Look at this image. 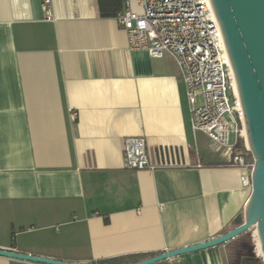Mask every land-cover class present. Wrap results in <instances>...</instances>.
I'll use <instances>...</instances> for the list:
<instances>
[{
    "label": "crops",
    "instance_id": "0c3cea01",
    "mask_svg": "<svg viewBox=\"0 0 264 264\" xmlns=\"http://www.w3.org/2000/svg\"><path fill=\"white\" fill-rule=\"evenodd\" d=\"M45 1L0 0V249L131 264L234 229L252 187L193 133L175 57L129 48L127 0ZM134 136L157 169L124 167ZM229 244L174 261L235 264Z\"/></svg>",
    "mask_w": 264,
    "mask_h": 264
},
{
    "label": "built area",
    "instance_id": "2783aa9c",
    "mask_svg": "<svg viewBox=\"0 0 264 264\" xmlns=\"http://www.w3.org/2000/svg\"><path fill=\"white\" fill-rule=\"evenodd\" d=\"M50 0L43 10L51 18ZM211 0H127L117 18L131 50H144L153 58L169 53L178 63L186 88L193 133L207 135L230 156V165L245 171L244 186L252 187L254 160L244 131L242 104ZM234 138L232 139V137ZM243 148L240 149V145ZM124 167L158 168L143 136L124 140ZM258 236H254L257 255ZM157 264H176L174 258Z\"/></svg>",
    "mask_w": 264,
    "mask_h": 264
},
{
    "label": "water",
    "instance_id": "95a60500",
    "mask_svg": "<svg viewBox=\"0 0 264 264\" xmlns=\"http://www.w3.org/2000/svg\"><path fill=\"white\" fill-rule=\"evenodd\" d=\"M211 3L242 104L244 131L254 160L252 192L234 229L207 242L166 251L131 264H157L227 244L255 228L264 256V0H211ZM0 256L37 264H76L2 249ZM243 262L259 264V259L247 256Z\"/></svg>",
    "mask_w": 264,
    "mask_h": 264
},
{
    "label": "rangeland",
    "instance_id": "374dc122",
    "mask_svg": "<svg viewBox=\"0 0 264 264\" xmlns=\"http://www.w3.org/2000/svg\"><path fill=\"white\" fill-rule=\"evenodd\" d=\"M251 160H253L252 155L249 157ZM256 233V229H253L252 231L248 232L246 235L240 236L234 241L229 242V249L233 252L234 259H236L235 253L243 251L247 252L246 254L248 256H253L259 259V264H264L263 259L261 256L257 255V250L255 247L254 242V236ZM246 244V246H244Z\"/></svg>",
    "mask_w": 264,
    "mask_h": 264
},
{
    "label": "trees",
    "instance_id": "16d2710c",
    "mask_svg": "<svg viewBox=\"0 0 264 264\" xmlns=\"http://www.w3.org/2000/svg\"><path fill=\"white\" fill-rule=\"evenodd\" d=\"M243 145L244 144H242V145H240V149L241 148H243ZM134 258H136V257H134V256H128V257H123V258H117V259H112L111 261H110V264H123V263H126V262H129V261H132V260H134Z\"/></svg>",
    "mask_w": 264,
    "mask_h": 264
},
{
    "label": "flooded vegetation",
    "instance_id": "af4514ba",
    "mask_svg": "<svg viewBox=\"0 0 264 264\" xmlns=\"http://www.w3.org/2000/svg\"><path fill=\"white\" fill-rule=\"evenodd\" d=\"M244 246H246V244ZM246 253L247 252H243V251L235 253L236 255L235 264H248L247 262L245 263L243 262V260L248 256Z\"/></svg>",
    "mask_w": 264,
    "mask_h": 264
},
{
    "label": "bare ground",
    "instance_id": "6f19581e",
    "mask_svg": "<svg viewBox=\"0 0 264 264\" xmlns=\"http://www.w3.org/2000/svg\"><path fill=\"white\" fill-rule=\"evenodd\" d=\"M245 134H246V132H245ZM256 229V228H255ZM255 235H257L256 233H255ZM259 251H260V253L262 252L261 251V247H260V243H259ZM262 254V253H261Z\"/></svg>",
    "mask_w": 264,
    "mask_h": 264
}]
</instances>
